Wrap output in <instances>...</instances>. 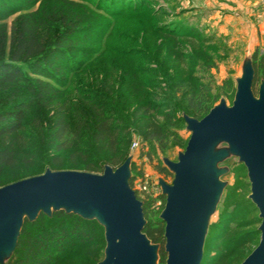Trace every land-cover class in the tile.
Returning a JSON list of instances; mask_svg holds the SVG:
<instances>
[{"label": "rangeland", "instance_id": "1", "mask_svg": "<svg viewBox=\"0 0 264 264\" xmlns=\"http://www.w3.org/2000/svg\"><path fill=\"white\" fill-rule=\"evenodd\" d=\"M129 1L0 0V25L7 26L9 37L19 17L37 12L42 15L45 10L56 11L63 6L88 11L94 20L70 34L75 38L73 43H62L60 51L68 53L66 63L64 57H49L54 63L56 58L61 61V69L55 75H60L69 87L64 88L48 77L31 74L32 79H40L60 89V99L35 103L39 105L38 110H33L23 130V135L32 140L35 149L23 159L21 169L31 162L46 166L44 162L49 159L54 172L94 173L87 171L91 159L86 155L76 156L79 159L77 169H73L69 161L76 158L69 157L68 152L63 155L66 159L64 167L52 166L57 155L52 132H49L48 150L42 152L41 147L37 148L46 141L40 137L42 128L59 117L61 106L72 110L73 118L76 115L82 121L86 118L78 113L79 108L88 111L86 100L93 99L99 106L108 105L117 111L112 116L128 126V132L122 136L129 141L127 153L133 157L138 177L135 190H138L140 180L154 184L160 178L164 179L156 166L163 165L165 159L177 162L190 138L191 133L182 122L183 113L190 115L186 107L188 98L200 88L209 87L219 101L225 99L230 106L237 81L243 78L246 58L264 52V0H144L143 7L140 4L136 7V3ZM79 42L82 44H77ZM9 50L10 45L7 54ZM74 69L77 73L73 74ZM150 104L161 106L160 111L147 109ZM143 118H155L166 127L168 148L165 152L158 144L142 140L137 121ZM180 140L184 141L183 145L179 144ZM135 144H138L137 148H134ZM221 148L227 147L221 145ZM101 160L98 157L96 161L102 163ZM219 167L228 170L220 177L226 190L220 207L211 218L209 239L217 228L224 226V213L232 212L238 201H246L251 194L247 171L239 165L237 158L232 157ZM9 175L6 172L4 176ZM165 181L169 184L172 179ZM231 193L228 203L225 199ZM254 218H259L255 211L245 220L241 217L225 226L234 229L238 223ZM256 225L260 226L259 223ZM248 229L237 233H246ZM217 243L222 244L209 242L207 252L214 254ZM258 244H251L247 253L254 251Z\"/></svg>", "mask_w": 264, "mask_h": 264}, {"label": "trees", "instance_id": "2", "mask_svg": "<svg viewBox=\"0 0 264 264\" xmlns=\"http://www.w3.org/2000/svg\"><path fill=\"white\" fill-rule=\"evenodd\" d=\"M130 1L136 3V7L139 4L143 7L144 0ZM49 11H43L42 15L37 12L19 17L12 27L10 37L7 26L0 25V188L31 177L41 176L47 170H51L49 159L48 162L47 159H44L46 166L41 167V165L31 162L21 169L23 159L32 154L35 149L32 140L23 135L29 116L32 115L34 109L38 110L39 105L36 106L35 103L41 104L46 99L50 101L60 99V89H56L40 79H32L31 74L48 77L60 83L59 85L64 88L69 87L65 82H62L60 75L59 77L55 75L61 69L59 67L61 61H58V58L64 57L65 63L68 58V53L60 51L62 43L64 41L73 43L75 38H72L70 34L80 26L85 27L94 21L93 17L87 14L88 11L83 12L82 9L77 11L73 8L65 9L63 6L56 11ZM9 45L10 50L7 54ZM51 55L58 57L55 63L49 59ZM251 61L255 76L252 89L258 97L259 88L264 84V52L251 55ZM72 73H77V71L74 69ZM234 92L233 101L237 93L236 89ZM68 100L72 102L71 99ZM86 101L89 103L90 109L84 111L79 108L78 111L86 118L82 121H79L76 115L73 118L72 110L64 109L61 106L59 117L42 128L40 137L42 141H46L43 144L40 143L41 145H38L37 148L41 147L42 152L48 150L47 141L51 135L49 132H52V144L57 153L53 158L52 166L64 167L66 159L63 155L68 152L71 158L86 155L87 159H91L87 171L103 174L105 167L111 166L113 169H117L129 158L127 153L129 141L122 136L128 132V126L112 116L113 113L118 112L111 109L110 106H99L93 99ZM218 101V96H215L209 87L200 88L194 96L188 98L186 107L190 115L183 113L182 122L186 124L185 115L197 121L203 119L213 110V107L220 103ZM75 105L73 104V106ZM160 107L157 104H150L146 108L160 111ZM75 113L77 112L75 111ZM146 118L137 121L139 135L143 141L149 144H158L161 151L165 152L168 148L166 127L155 118L152 120ZM179 144L183 145L184 141L180 140ZM98 157H101L102 163L96 161ZM69 161L73 169H77L79 159ZM238 163L247 171L248 184H250L248 169L239 159ZM47 166L50 169H47ZM131 168L133 176L130 185L136 192L137 198L144 203L146 225L143 233L147 235L153 245L159 246L158 263L167 264L166 224L160 217L167 203L166 197L164 194L160 195L164 205L159 209L155 207L156 199L152 197L141 199L140 193L134 187L138 177L135 174L133 163ZM156 170L164 177V179L162 178L164 181L174 179V174L168 170L164 163L157 165ZM6 172L10 173V177L4 176ZM225 190L217 209L222 203ZM232 194L225 199L228 203L231 201ZM246 203L247 205H245ZM254 211L259 214L258 208L250 197L246 201H238L232 212L224 213V226L217 228L211 239H209L211 223L209 224L202 264H242L249 257L253 252L247 253L251 244L260 243V226L256 225L262 223L260 214L258 220L247 219L244 223H238L234 229L228 228L225 224L237 222L241 217L245 220ZM24 221L17 247L5 264H101L105 258L107 246L105 227L97 219H84L63 210L53 212L51 216L41 213L33 221L28 219ZM243 229H248V232L237 233ZM231 234L233 236H230ZM216 241L222 242V244L215 245L214 254L208 253L207 248L210 247L208 243Z\"/></svg>", "mask_w": 264, "mask_h": 264}, {"label": "water", "instance_id": "3", "mask_svg": "<svg viewBox=\"0 0 264 264\" xmlns=\"http://www.w3.org/2000/svg\"><path fill=\"white\" fill-rule=\"evenodd\" d=\"M254 79L248 56L232 105L222 99L201 120L184 116L191 133L188 144L177 162L164 160L174 174L172 182L158 181L167 202L160 216L166 224L167 264L203 263L207 230L226 188L220 177L228 170L219 165L232 156L248 169L249 197L262 220L259 246L242 264H264V84L257 97ZM132 163L129 156L117 169L105 167L103 174L47 170L1 187L0 264L14 253L25 219L63 210L105 227L101 264H159V246L143 233L144 203L130 185Z\"/></svg>", "mask_w": 264, "mask_h": 264}, {"label": "built area", "instance_id": "4", "mask_svg": "<svg viewBox=\"0 0 264 264\" xmlns=\"http://www.w3.org/2000/svg\"><path fill=\"white\" fill-rule=\"evenodd\" d=\"M138 144L134 145V148H137ZM138 190L140 193L141 199L145 197H152L156 199L155 207L161 208L164 205V202L161 200L160 195L163 194L161 186H159L158 182L152 183L149 180H140L137 184Z\"/></svg>", "mask_w": 264, "mask_h": 264}]
</instances>
